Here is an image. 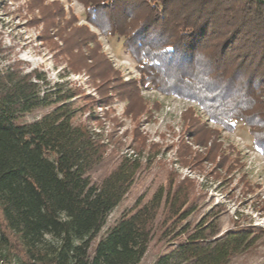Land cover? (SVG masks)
<instances>
[{"label": "trees", "instance_id": "trees-1", "mask_svg": "<svg viewBox=\"0 0 264 264\" xmlns=\"http://www.w3.org/2000/svg\"><path fill=\"white\" fill-rule=\"evenodd\" d=\"M78 1L101 35L123 39L140 74L125 81L105 55L97 58L98 49L84 54L95 37L80 26L74 46L83 66L72 60L70 68L98 80L101 105L110 90L136 117L135 108L144 107L140 90L154 88L195 102L227 131L242 122L264 155V0ZM80 97L76 84L50 85L19 62L0 67V264H139L154 237L166 251L151 264H229L251 249L255 226L237 223L219 234L209 215L192 219L197 184L174 172L97 239L109 213L148 169L154 146L145 151L135 130L132 153H122L113 135L103 138L77 120ZM43 109L39 118L21 121ZM181 120L189 139L180 136L178 156L199 166L206 153L220 150L217 131L193 108ZM192 145L204 151L193 154Z\"/></svg>", "mask_w": 264, "mask_h": 264}, {"label": "rangeland", "instance_id": "rangeland-1", "mask_svg": "<svg viewBox=\"0 0 264 264\" xmlns=\"http://www.w3.org/2000/svg\"><path fill=\"white\" fill-rule=\"evenodd\" d=\"M80 26L86 27L95 37L94 41L85 43L84 54L98 49L97 58L101 61L105 55L125 81L140 76L132 57L122 46L123 39L103 36L87 23L85 8L78 0H0V67L19 62L25 70L37 69L50 85L67 81L79 86L78 104L82 111L77 120L89 123L103 138L113 135L122 153H132L135 130L144 139L145 151L154 146L150 151L154 158L148 169L137 176L128 194L109 213L97 239L139 196L148 199L157 186L165 182L167 174L174 172L179 178L188 177L197 184L198 201L192 219L209 215L218 225L219 234L237 223L259 229L256 235H251L254 237L251 249L236 255L229 264H264V155L253 147L248 127L237 122L232 131H227L208 121L195 102L174 95L165 96L150 87L139 92L144 107L135 108L136 117L127 112L128 102L110 90L107 102L101 105L102 96L95 84L98 80H92L84 69L75 72L70 68L72 60L74 65L83 66L74 46ZM61 36L66 38L65 42ZM67 49L73 52L71 58ZM188 108H193L201 120L217 131L220 143V150L206 153L208 159L204 158L199 166L195 161L184 164L178 156L180 136L188 137L181 120ZM46 111L27 114L21 121L31 122ZM206 145L208 147L209 142ZM191 148L193 154L204 151L201 146L192 145ZM165 251L163 242L154 237L139 264H151Z\"/></svg>", "mask_w": 264, "mask_h": 264}]
</instances>
